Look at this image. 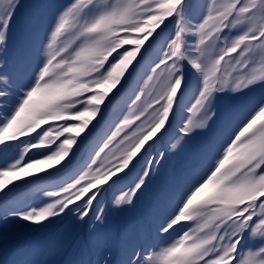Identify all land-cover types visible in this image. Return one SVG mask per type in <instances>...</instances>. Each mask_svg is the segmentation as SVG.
I'll return each mask as SVG.
<instances>
[{
  "label": "snow or ice",
  "instance_id": "obj_1",
  "mask_svg": "<svg viewBox=\"0 0 264 264\" xmlns=\"http://www.w3.org/2000/svg\"><path fill=\"white\" fill-rule=\"evenodd\" d=\"M19 6L0 0V56ZM257 88L229 129L217 101ZM198 131L203 170L154 237L118 259L104 238L80 264H264V0H69L26 81L0 62V219L103 223L102 196L132 205L165 141L174 151ZM25 185L48 199L18 206ZM24 256L0 241V264Z\"/></svg>",
  "mask_w": 264,
  "mask_h": 264
},
{
  "label": "bare ground",
  "instance_id": "obj_2",
  "mask_svg": "<svg viewBox=\"0 0 264 264\" xmlns=\"http://www.w3.org/2000/svg\"><path fill=\"white\" fill-rule=\"evenodd\" d=\"M43 1H41L43 12H46L49 5L46 6L45 0ZM68 2L69 0H61L58 6L51 5V8L56 9ZM24 12L28 11L23 0H21V8L17 11L15 20ZM29 14V23L38 19L34 13L29 12ZM47 16H50L51 19V14H47ZM14 24H16L15 21ZM16 27L19 28V33L23 34V38V25L19 24ZM47 29L46 26L40 29L39 34H41V37L35 41V44L38 43L32 51L34 56L30 60V67L20 70L18 68L15 71L16 74L22 77L23 81H26L30 75L31 67L34 66L36 60L37 50L44 41ZM27 35H29L27 39L30 41L31 34L28 28ZM24 50L19 47V52L15 56L16 60L25 54L26 51ZM20 76L19 78H21ZM243 97L244 100L251 99L250 93L240 95L239 99L241 100ZM255 102L252 101V103ZM230 105L232 109H235L238 104L236 101H231ZM123 106L124 98H121L115 108L119 111ZM217 106L218 110L222 107L220 103ZM223 114L225 116V113ZM239 120L236 122L232 120L228 125L229 129L235 127ZM208 139V136L198 131L179 143L174 151L171 150V143H175V141L171 138L166 140L164 146L169 149L166 158L158 172H154L149 178L146 187L132 205L116 207L111 202L110 195L107 198L101 197L104 209L103 223H97L91 218L86 222L81 221L75 213L53 218L49 222H45L43 227L31 226L27 222L19 220H11L5 223L0 219V241L6 238L10 253H25L24 258L31 261L32 264H80L81 261L90 258V252L102 239L108 238L112 243L115 258L118 259L121 248L127 243L144 242L149 240L150 237H154L155 228L166 218L179 194L194 177L200 174L192 175L195 172L196 165L203 162V149ZM92 147H94V144L89 145L88 151ZM83 158H87L86 154H83ZM64 178H67V176ZM38 196L39 199H37ZM47 199L41 192L33 190L28 185H25L11 196V200L18 206L33 202L40 203V201ZM9 258H11V255Z\"/></svg>",
  "mask_w": 264,
  "mask_h": 264
},
{
  "label": "rangeland",
  "instance_id": "obj_3",
  "mask_svg": "<svg viewBox=\"0 0 264 264\" xmlns=\"http://www.w3.org/2000/svg\"><path fill=\"white\" fill-rule=\"evenodd\" d=\"M42 2H44L43 0H23L25 8L27 9L28 12H24L20 17H18L17 20H15L16 15L13 18V22L12 25L14 23V21L16 22V24H14L13 26L11 25L10 31H9V40H8V51L7 54L9 55V63L10 65H12V67H10L11 70L8 69V71L12 72L13 75L16 77V79L18 80V82H20L21 80L23 81L22 77L18 74L15 73V71L20 69H26L29 66V63L31 62L30 60H32V57L34 56V53H32L33 49H35L37 43L35 44V41L39 40L41 37V34H39L40 29H42L44 26L50 27L54 15L56 13L57 8H51V5H56L58 6L59 3L61 2V0H52L51 2L49 0H45V5H49L46 12H43V5ZM21 8V0H20V6L18 8V10ZM30 13H34L38 19L35 20L32 23H29V17H30ZM45 13V15H44ZM47 14H51V19L50 16H47ZM22 24L23 28L22 30H24V37L22 38L21 33H19V28L16 27V25ZM27 28L30 30V41H28V37L29 35H27ZM45 32V36L46 33ZM44 36V39H45ZM24 39V40H23ZM19 47L24 51L25 54L22 55L20 57V59L18 58L17 60L15 59L16 53L19 52ZM13 58V59H12ZM21 60V61H20ZM4 61V56H0V62ZM8 68V66H7ZM19 76L21 78H19ZM260 89L257 88V90L255 92H251V99L249 100L248 98L244 100V97L240 100L239 96L243 95V94H236V95H226L223 96L220 100L217 101V105L220 103L222 105L221 109H219V111L221 113H225V121H226V125L228 127L229 123L233 121H237L241 118H243V116L246 114V112L248 111V109L254 104L252 103V101H257L259 99V97L262 95V92L259 91ZM231 101H236L237 102V106L235 109L231 108L230 102ZM121 104V102L119 103V105ZM216 105V106H217ZM218 109V106H217ZM116 112H118V109H116ZM231 115H233L232 117H230ZM230 118V119H229ZM229 120V121H228ZM228 121V122H227ZM229 128V127H228ZM232 128V127H231ZM203 160H204V155H203ZM203 169V162H201V164H197L196 165V169L195 172L192 173L193 176H195V174L197 173H201ZM24 198V197H23ZM21 198V199H23ZM20 199V200H21ZM163 199V198H162Z\"/></svg>",
  "mask_w": 264,
  "mask_h": 264
}]
</instances>
